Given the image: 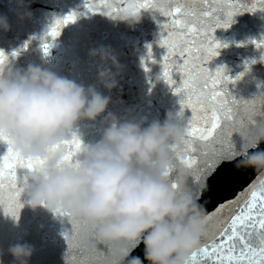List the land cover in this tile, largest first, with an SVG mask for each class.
<instances>
[{
  "label": "clouds",
  "instance_id": "9594fccd",
  "mask_svg": "<svg viewBox=\"0 0 264 264\" xmlns=\"http://www.w3.org/2000/svg\"><path fill=\"white\" fill-rule=\"evenodd\" d=\"M9 2L19 9V20L31 18L30 0ZM156 7L166 8L167 0H156ZM140 19L128 13L117 18L129 28ZM9 29L7 16L0 15V31ZM88 56L96 61L97 84L87 87L42 64L6 65L0 74V132L23 159L45 161L30 174L22 195L32 210L43 208L56 218L61 209L64 218L82 225L77 245L87 252L104 245L108 264H189L216 225L172 152L181 149L186 122L179 112H166L162 122L117 118L108 111L110 97L97 85L116 89L122 67L106 47L90 49ZM98 118L100 138L81 141L75 166L58 167L80 122ZM243 138L257 148L264 143V120ZM237 168L264 174V150L242 156ZM130 245H143V259L131 255ZM33 252L21 241L7 248L12 264H28Z\"/></svg>",
  "mask_w": 264,
  "mask_h": 264
},
{
  "label": "snow or ice",
  "instance_id": "6c2138e0",
  "mask_svg": "<svg viewBox=\"0 0 264 264\" xmlns=\"http://www.w3.org/2000/svg\"><path fill=\"white\" fill-rule=\"evenodd\" d=\"M84 8L88 13L112 19L125 13L138 15L142 10L150 11L154 19L161 21L157 45L165 51L160 59V78L179 98L178 114L186 122L181 149L173 148L172 152L179 166L188 171L189 186L197 201L221 168L240 169L237 164L242 156L264 150V143L257 148L243 138L245 131L254 129L264 120V88L258 84L257 93L243 99L234 96L228 87L248 74L250 65L256 61H246L244 71L234 78L227 75L223 67L209 71L207 66L219 55V49L227 47L215 39L216 30H227L238 15L264 13V0H167V7L163 9L156 7V0H84ZM77 15L71 13L53 20L40 39V49L45 56L53 46L50 41H55L65 26L74 23ZM248 43L257 50H264V36ZM27 46L26 43L25 49ZM146 47L141 65L147 73L149 65L156 61L151 46ZM11 55L15 57L19 52ZM259 59L264 62V52ZM8 62L9 57L0 51V74ZM185 110L190 116L185 117ZM0 143L7 145L6 152L0 156V210L18 219L23 207L20 198L30 174L43 168L45 161L23 159L14 151L11 139L2 132ZM81 146V140L73 134L58 167L75 166ZM206 213L216 228L192 253L189 264H264V174L258 173L235 199L219 203ZM56 214L65 217L61 209H57ZM67 221L71 228L62 233L66 242L65 264H108L109 253L105 246L98 245L96 252L81 249L76 240L82 225ZM129 247L134 249L132 256L140 257L135 254L136 245Z\"/></svg>",
  "mask_w": 264,
  "mask_h": 264
},
{
  "label": "water",
  "instance_id": "95a60500",
  "mask_svg": "<svg viewBox=\"0 0 264 264\" xmlns=\"http://www.w3.org/2000/svg\"><path fill=\"white\" fill-rule=\"evenodd\" d=\"M28 10L31 18L21 21L19 9L9 0H0V15L7 16L10 26L9 31H0V51L9 57L8 67L23 69L28 64H42L87 87L97 84L96 61L89 58L88 52L106 47L116 55L122 67L116 89L107 92L97 85L103 95L110 97L109 112L121 120L151 122L159 119L162 122L166 112L180 111L179 98L160 78V59L165 50L157 45L161 21L154 19V13L142 10L140 22L129 28L117 19L88 13L84 0H30ZM71 13L78 14L76 21L65 26L55 41H50L53 46L45 56L40 49L41 37L45 36L54 19ZM262 17L264 13H244L234 17L227 30L217 29L214 33L215 39L227 47L219 49V55L208 63L209 71L223 67L227 75L234 78L244 71L246 61H256L250 65L248 74L228 86L238 98L250 99L259 90L258 84L264 88V62L259 59L264 50H257L248 43L264 36ZM148 45L156 63L150 64L146 73L141 60L146 56ZM14 51L19 55L13 57ZM174 78L179 81L178 76ZM188 116L190 113L185 110V117ZM101 120L80 122L75 132L82 143H93L100 138ZM6 150L7 145L0 143V156ZM257 175L251 168H221L210 180V187L203 190L198 203L206 212L213 211L215 205L235 199ZM20 202L23 207L18 219L6 216L0 210V264H12L7 248L17 241L27 242L34 248L28 264H65L66 242L62 233L71 228L67 218H54L43 208L32 210L23 195ZM135 254L143 259V245Z\"/></svg>",
  "mask_w": 264,
  "mask_h": 264
}]
</instances>
